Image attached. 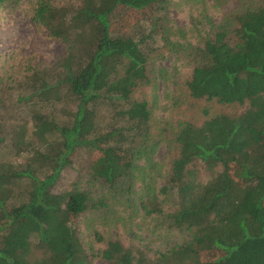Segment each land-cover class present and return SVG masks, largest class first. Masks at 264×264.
<instances>
[{"label": "trees", "instance_id": "16d2710c", "mask_svg": "<svg viewBox=\"0 0 264 264\" xmlns=\"http://www.w3.org/2000/svg\"><path fill=\"white\" fill-rule=\"evenodd\" d=\"M166 1L81 0L60 7L36 2L35 21L63 39L66 51L50 73L28 77L29 87L19 95L31 112V133L24 127L7 131L0 118V264H89L74 225L88 211L103 215L105 198L77 185L55 187L74 154L85 150L92 177L109 190L130 191L138 161L154 152L149 105L133 98L148 80V57L133 31L150 15L135 16L127 31L114 16L118 8L156 11ZM237 5L232 30L222 25L191 52L192 97L248 107L198 126L180 123L174 133L177 155L166 182L177 202L165 218L186 237L150 257L93 228L94 240L104 243L93 256L112 264H264V0ZM60 97L69 101L66 117L50 112ZM5 107L0 98V110ZM103 107L116 119L106 129L98 120ZM12 155L22 160L4 159ZM197 160L215 171L205 183L196 182L189 168ZM141 190L143 211L161 213L152 188Z\"/></svg>", "mask_w": 264, "mask_h": 264}, {"label": "rangeland", "instance_id": "374dc122", "mask_svg": "<svg viewBox=\"0 0 264 264\" xmlns=\"http://www.w3.org/2000/svg\"><path fill=\"white\" fill-rule=\"evenodd\" d=\"M16 0L0 4V98L5 109L0 118L6 120L7 131L19 127L31 133L30 109L19 100L29 87L28 77L34 72L54 70L66 51V43L54 38L34 19L36 2ZM55 7L77 6L81 0H44ZM237 0H167L157 7L131 10L118 8L114 19L120 29L127 31L137 15H150L133 31L148 57V80L133 93V98L145 99L150 108V139L156 143L149 157H142L134 171L130 191L123 188L109 190L101 180L89 172V154L81 150L74 154L71 164L62 171L56 189L72 185L88 191L93 197H104L105 208L88 211L75 222L76 232L88 253L89 264H112L92 252L104 246L97 243L91 229H98L106 238L120 240L126 246L144 249L150 257L181 242L187 235L184 229L170 227L165 213L176 207V190L166 182L171 159L177 155L172 141L178 125L183 122L201 125L217 114L236 116L244 112L248 103H220L215 99L192 97L187 89L195 64L192 49L202 47L222 25L230 31L235 26ZM151 12V13H150ZM143 13V14H141ZM231 34V32H230ZM69 101L60 97L50 112L66 117ZM99 126L106 129L115 123L114 112L103 107L99 112ZM8 143L10 140L7 141ZM151 159V162L147 161ZM4 159L20 162L21 156ZM198 183L212 177L205 164L197 160L190 167ZM218 168L216 170H220ZM152 188L162 212L147 215L140 207L141 189ZM92 225V226H91ZM41 251L35 250V256ZM92 255V256H91Z\"/></svg>", "mask_w": 264, "mask_h": 264}]
</instances>
